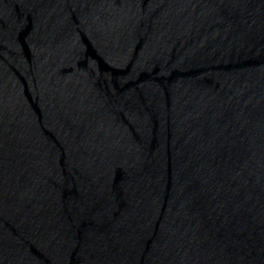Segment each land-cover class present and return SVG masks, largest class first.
<instances>
[{
  "label": "water",
  "instance_id": "95a60500",
  "mask_svg": "<svg viewBox=\"0 0 264 264\" xmlns=\"http://www.w3.org/2000/svg\"><path fill=\"white\" fill-rule=\"evenodd\" d=\"M0 264H264V0H0Z\"/></svg>",
  "mask_w": 264,
  "mask_h": 264
}]
</instances>
